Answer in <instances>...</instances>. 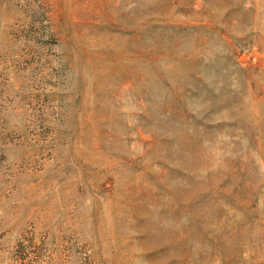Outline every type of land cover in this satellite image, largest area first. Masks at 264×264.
I'll return each mask as SVG.
<instances>
[{
  "label": "rangeland",
  "instance_id": "374dc122",
  "mask_svg": "<svg viewBox=\"0 0 264 264\" xmlns=\"http://www.w3.org/2000/svg\"><path fill=\"white\" fill-rule=\"evenodd\" d=\"M0 264H264V0H0Z\"/></svg>",
  "mask_w": 264,
  "mask_h": 264
}]
</instances>
